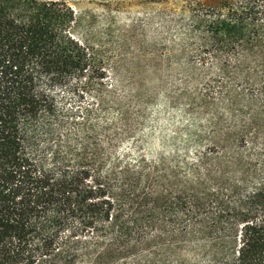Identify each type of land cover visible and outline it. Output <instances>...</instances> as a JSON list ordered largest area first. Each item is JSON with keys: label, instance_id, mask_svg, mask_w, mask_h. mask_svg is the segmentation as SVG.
I'll list each match as a JSON object with an SVG mask.
<instances>
[{"label": "trees", "instance_id": "1", "mask_svg": "<svg viewBox=\"0 0 264 264\" xmlns=\"http://www.w3.org/2000/svg\"><path fill=\"white\" fill-rule=\"evenodd\" d=\"M75 17L64 0H0V264H112L163 222L191 236L195 264H264V0L193 11L208 36L191 84L160 90L197 120L183 144L209 142L162 197L143 160L69 138L107 78Z\"/></svg>", "mask_w": 264, "mask_h": 264}, {"label": "rangeland", "instance_id": "2", "mask_svg": "<svg viewBox=\"0 0 264 264\" xmlns=\"http://www.w3.org/2000/svg\"><path fill=\"white\" fill-rule=\"evenodd\" d=\"M64 1L76 14L72 35L107 71V78L82 101L90 110L72 120L70 140L99 135L100 146L109 144L113 152L143 160L152 166L151 192L156 196L182 187L178 165L192 161L209 141L183 144L197 129V120L182 107H169L160 89L191 84L187 74L193 67L187 59L208 36L194 28L193 11L219 0ZM205 57L210 60V53ZM186 237L163 222L147 241L119 246L125 258L112 264H195L201 252Z\"/></svg>", "mask_w": 264, "mask_h": 264}]
</instances>
